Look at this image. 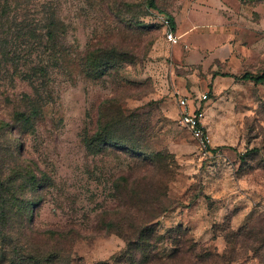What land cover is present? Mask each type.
Here are the masks:
<instances>
[{
	"label": "rangeland",
	"instance_id": "rangeland-1",
	"mask_svg": "<svg viewBox=\"0 0 264 264\" xmlns=\"http://www.w3.org/2000/svg\"><path fill=\"white\" fill-rule=\"evenodd\" d=\"M148 1L0 0V145H19L41 181L31 240L62 250L60 264H139L126 237L157 216L154 255L192 237L175 264H264V82L223 85L220 66L184 74ZM263 15L252 74L264 71ZM177 91L201 100L208 152L181 124ZM24 94L37 110L29 132L13 118Z\"/></svg>",
	"mask_w": 264,
	"mask_h": 264
},
{
	"label": "trees",
	"instance_id": "trees-1",
	"mask_svg": "<svg viewBox=\"0 0 264 264\" xmlns=\"http://www.w3.org/2000/svg\"><path fill=\"white\" fill-rule=\"evenodd\" d=\"M4 4H6L5 1ZM148 5L153 9L156 8L154 0H149ZM7 14V10L1 9L0 27L3 26L5 20L7 22ZM169 20L170 26L174 28V23L171 21L170 17ZM51 22L52 24L46 27L45 36L46 41L53 46L54 43L51 39L54 38L53 29L55 24L54 21ZM0 42H2L1 38ZM66 57H64V63L66 68L70 70L71 67L77 68L79 65L83 67L88 66V58L84 64H80ZM236 78L262 83L264 82V71L259 74L245 72L240 76H236ZM24 98L26 101V109L23 111H15L13 118L14 121L19 123L18 128L21 132H29V130L34 127L31 116H36L37 110L35 104H31V110H28L29 103L32 100L25 94ZM101 138L103 137L100 136V139ZM116 143L118 142L112 143L107 140L103 142V144H108L109 146H116ZM18 148L15 143H12V149L10 150L0 145L1 161L3 160L2 155H6L10 163L8 165L6 162L0 163V264H60V259L65 255L62 250L56 248L48 249L46 248L47 246L41 248L34 240L33 242L31 240L32 229L29 221L32 217L33 206L40 200L39 196L35 198L34 193L40 189L41 181L33 172L32 168L28 165L26 166L24 162L25 157H22L20 152L18 153ZM5 149L6 153L2 154ZM156 217L157 216H152L144 221L143 219L137 218L139 224L136 223L135 225V239L130 241V237H126L127 246H131V248L134 247V249L138 250L141 254L139 264H175L176 260L182 257L183 254L195 252L196 244L194 239L190 237L185 241H181L180 239L177 240L178 244L188 245V248H185V246L178 248V246L176 247L175 245V250H173L168 257H160L157 254H152L156 245L162 242L159 233L155 230V222L153 220ZM141 218H143V216ZM257 233L260 236L259 242L264 243V229L258 227ZM43 234L63 236L61 232L53 230L43 231ZM261 236H263V239ZM208 255L209 254L203 250L196 253V257L200 258V260H204Z\"/></svg>",
	"mask_w": 264,
	"mask_h": 264
},
{
	"label": "crops",
	"instance_id": "crops-1",
	"mask_svg": "<svg viewBox=\"0 0 264 264\" xmlns=\"http://www.w3.org/2000/svg\"><path fill=\"white\" fill-rule=\"evenodd\" d=\"M260 1L154 0V3L160 15L171 18L174 23L171 28L181 38L180 43L167 42L172 50V60L180 63L184 74L195 75V68L201 65L213 69L220 66L221 84L230 85L236 76L249 72V57L255 58V64H258L257 28L260 12L264 9ZM240 43L243 45L238 48ZM249 50L252 56H249Z\"/></svg>",
	"mask_w": 264,
	"mask_h": 264
},
{
	"label": "built area",
	"instance_id": "built-area-1",
	"mask_svg": "<svg viewBox=\"0 0 264 264\" xmlns=\"http://www.w3.org/2000/svg\"><path fill=\"white\" fill-rule=\"evenodd\" d=\"M159 19L165 30L166 40L173 44L178 43L179 36L173 32L169 17L160 15ZM176 101L180 108L179 118L181 124L186 127L191 136L198 141L203 151L208 152V148L211 146V138L209 133L204 129V111L200 107L201 100L199 99L195 102V99H191L187 94H177Z\"/></svg>",
	"mask_w": 264,
	"mask_h": 264
}]
</instances>
